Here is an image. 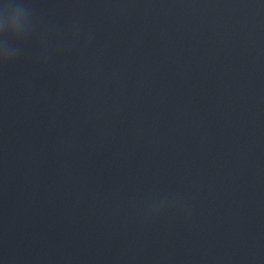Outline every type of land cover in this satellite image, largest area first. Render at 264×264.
<instances>
[{"label":"clouds","instance_id":"9594fccd","mask_svg":"<svg viewBox=\"0 0 264 264\" xmlns=\"http://www.w3.org/2000/svg\"><path fill=\"white\" fill-rule=\"evenodd\" d=\"M16 14H20V11L18 10L17 12H15Z\"/></svg>","mask_w":264,"mask_h":264}]
</instances>
